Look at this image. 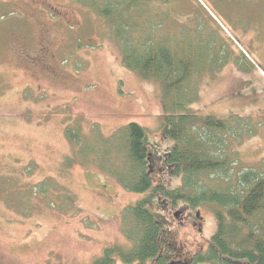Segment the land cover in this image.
<instances>
[{
  "label": "rangeland",
  "instance_id": "1",
  "mask_svg": "<svg viewBox=\"0 0 264 264\" xmlns=\"http://www.w3.org/2000/svg\"><path fill=\"white\" fill-rule=\"evenodd\" d=\"M176 17L191 35L193 21L201 22L203 40L242 63L245 71L227 63L204 74L191 108L201 116L249 118L256 131L239 150L245 166H258L264 159V0H181ZM160 97L161 85L125 69L104 21L77 0H0V264H93L113 246L131 248L121 215L142 194L123 191L96 167L65 166L73 153L65 130L77 123L83 135L95 127L107 138L137 124L145 130L153 184L175 188L181 179L164 164L172 142L159 129ZM1 180L16 184L19 196H10ZM44 180L53 182L46 197L25 200L23 191L32 193ZM157 211L171 259L188 261L205 251L216 229L209 206L178 216Z\"/></svg>",
  "mask_w": 264,
  "mask_h": 264
},
{
  "label": "trees",
  "instance_id": "2",
  "mask_svg": "<svg viewBox=\"0 0 264 264\" xmlns=\"http://www.w3.org/2000/svg\"><path fill=\"white\" fill-rule=\"evenodd\" d=\"M77 1L104 21L125 69L161 85L159 129L172 142L163 160L168 173L181 179L175 188L153 184L145 130L137 124L130 123L107 138L95 127L89 136L77 123L68 127L65 138L73 153L65 158V166L96 167L123 191L142 194L121 215V230L131 248L113 246L93 264L179 262L163 249L164 223L157 210L175 211L178 216L203 206L212 209L215 233L205 251L180 264H264V159L247 167L239 150L256 130L249 118L201 116L191 108L199 99L204 74H215L227 63L245 71L242 63L225 47L217 51L214 42L206 43L201 22L193 21L197 29L193 35L188 27L177 26L181 22L173 14L181 0ZM15 185L6 184L16 198L20 192ZM52 186L44 180L32 193L24 190L25 200L46 197ZM62 195L72 202L66 193Z\"/></svg>",
  "mask_w": 264,
  "mask_h": 264
},
{
  "label": "flooded vegetation",
  "instance_id": "3",
  "mask_svg": "<svg viewBox=\"0 0 264 264\" xmlns=\"http://www.w3.org/2000/svg\"><path fill=\"white\" fill-rule=\"evenodd\" d=\"M183 262V261H182ZM178 263H181V261H179Z\"/></svg>",
  "mask_w": 264,
  "mask_h": 264
},
{
  "label": "water",
  "instance_id": "4",
  "mask_svg": "<svg viewBox=\"0 0 264 264\" xmlns=\"http://www.w3.org/2000/svg\"><path fill=\"white\" fill-rule=\"evenodd\" d=\"M175 264H180V263H175Z\"/></svg>",
  "mask_w": 264,
  "mask_h": 264
}]
</instances>
